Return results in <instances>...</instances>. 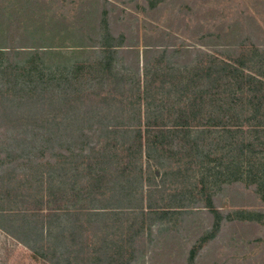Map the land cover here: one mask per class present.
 Returning a JSON list of instances; mask_svg holds the SVG:
<instances>
[{"label":"trees","instance_id":"obj_1","mask_svg":"<svg viewBox=\"0 0 264 264\" xmlns=\"http://www.w3.org/2000/svg\"><path fill=\"white\" fill-rule=\"evenodd\" d=\"M67 32L0 44V264H131L146 223L239 181L264 194V50L183 63L107 13Z\"/></svg>","mask_w":264,"mask_h":264},{"label":"rangeland","instance_id":"obj_2","mask_svg":"<svg viewBox=\"0 0 264 264\" xmlns=\"http://www.w3.org/2000/svg\"><path fill=\"white\" fill-rule=\"evenodd\" d=\"M104 13L116 36L189 47L178 57L183 63L197 50L235 57L264 50V0H0V44L35 35L62 36L61 44L74 27L94 35ZM213 202L215 209L196 205L171 221L146 223L131 264H264V194L239 181L223 186ZM240 211L251 215L236 216ZM9 264L40 263L20 247Z\"/></svg>","mask_w":264,"mask_h":264}]
</instances>
